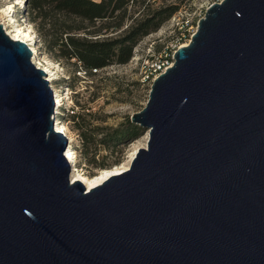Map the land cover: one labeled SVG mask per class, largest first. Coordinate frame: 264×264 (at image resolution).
I'll use <instances>...</instances> for the list:
<instances>
[{
    "label": "water",
    "instance_id": "95a60500",
    "mask_svg": "<svg viewBox=\"0 0 264 264\" xmlns=\"http://www.w3.org/2000/svg\"><path fill=\"white\" fill-rule=\"evenodd\" d=\"M45 74L0 23V264H264V0L206 8L130 116L145 147L90 189Z\"/></svg>",
    "mask_w": 264,
    "mask_h": 264
},
{
    "label": "rangeland",
    "instance_id": "374dc122",
    "mask_svg": "<svg viewBox=\"0 0 264 264\" xmlns=\"http://www.w3.org/2000/svg\"><path fill=\"white\" fill-rule=\"evenodd\" d=\"M201 1H129L127 17L122 27L103 28L101 36L115 37L133 19L158 11L164 14L169 5H176V10L169 18L164 19L156 30L150 31L137 41L127 62L111 63L88 70L75 58L64 57L57 46L47 47V41L45 42L41 31L38 30V24L42 23L43 30L49 33L46 40L60 35L65 40L64 28L73 23L72 18L60 14L53 19V12H48L45 17L43 14L35 16L36 12H32L30 0L23 1L26 2L24 8H21L18 0H0V7L8 2L14 4L15 15L20 23L31 24L36 39L35 46L41 52V57L49 58L55 66L57 78L53 84L60 96L64 97L59 107V115L72 133L75 160L80 163L79 168L83 172L91 175L99 168L118 163L127 158L135 144L147 140L145 128L130 121L131 114L141 110L148 99L152 80L146 78L144 72L158 59L173 62L174 48L176 49L180 42L190 39L196 29L199 12L194 10V4ZM192 16L193 27H190L188 23L190 24ZM49 18L55 21L54 25L48 22ZM105 21L107 20H96L91 26L87 25L89 29L94 30ZM53 30H56L55 36ZM84 33L83 30H75L78 36ZM168 50L173 53L168 54ZM84 150L87 153H84Z\"/></svg>",
    "mask_w": 264,
    "mask_h": 264
},
{
    "label": "trees",
    "instance_id": "16d2710c",
    "mask_svg": "<svg viewBox=\"0 0 264 264\" xmlns=\"http://www.w3.org/2000/svg\"><path fill=\"white\" fill-rule=\"evenodd\" d=\"M129 1L131 0H30V3L32 12H36L35 16L43 14V17H45L48 12H53L54 14L51 17L53 19L60 14L72 18L73 23L64 28L65 40L60 33L58 34L60 37H50L46 40V35L49 33L43 30L42 23L38 24V30L41 31L45 42L47 41V47L57 46L64 57H73L76 61L82 63L86 69L90 70L111 63L127 62L132 56V49L137 41L150 31L156 30L160 23L169 18L176 10V5H169L165 8L164 14L158 11L155 14L150 13L148 16L133 19L115 37L101 36L103 28L113 27L117 29L122 27L127 17ZM96 20L107 21L96 26L94 30L89 29L87 24L91 26L92 22ZM48 22L53 25L55 23L50 18ZM75 30H83L85 33L78 36L75 34ZM55 35L56 30H53V36ZM170 52L171 50H168L167 53ZM84 153H87V151L84 150ZM76 167H80L79 162L76 163Z\"/></svg>",
    "mask_w": 264,
    "mask_h": 264
},
{
    "label": "bare ground",
    "instance_id": "6f19581e",
    "mask_svg": "<svg viewBox=\"0 0 264 264\" xmlns=\"http://www.w3.org/2000/svg\"><path fill=\"white\" fill-rule=\"evenodd\" d=\"M23 1L24 0H18V3H20L21 7L23 6V4L25 5V2ZM15 11L16 10L14 8V4L11 2L2 5L0 7V23L2 24L4 31L12 39L25 42L30 47L32 61L35 63V65L38 68H42L46 73L45 75L53 91V97L55 103L54 106L55 129H57V131L59 132L64 133L68 140V144L65 149V158H67V160L71 162V166H72L70 168V171L72 172L71 178L73 177L74 179H79L85 184L87 189H90L102 183L107 177L127 170L130 165V161L133 158L134 153L137 151V149L141 146L145 147L146 139L144 143L135 144L132 150L129 152L127 158L109 167L99 168L97 171H95L94 174L88 175L85 172H83L79 167L78 168L76 167L75 164L76 154H75V150L72 147L73 136L71 131L69 130V127L59 115V107L60 104L62 103L61 100L64 97L60 96L58 90L55 89L53 84L54 80L57 78V71L54 69L55 66L49 60V58L41 57L40 55L41 52L35 46L36 39H35V35L33 34L31 24L24 22L20 23L17 19V16L15 15ZM188 41L189 39H187L184 42H180L179 46L186 45ZM146 134L145 137H147Z\"/></svg>",
    "mask_w": 264,
    "mask_h": 264
},
{
    "label": "built area",
    "instance_id": "2783aa9c",
    "mask_svg": "<svg viewBox=\"0 0 264 264\" xmlns=\"http://www.w3.org/2000/svg\"><path fill=\"white\" fill-rule=\"evenodd\" d=\"M220 1V0H218ZM214 1H208V0H202L201 2H199L198 4H194L195 8L194 10L195 11H198V15H199V18L197 20H199L203 15H204V12L206 10V8ZM194 18L192 16L191 20H190V24L188 23V25L190 27H193L192 25V22H193ZM184 28V27H183ZM184 29H187V28H184ZM186 31V30H185ZM195 31V30H194ZM193 31V32H194ZM192 32V33H193ZM191 36V35H190ZM180 45V43H179ZM177 44V47L179 46ZM174 51H175V48H174ZM173 51V52H174ZM172 50H171V54L173 53ZM169 53V54H170ZM173 55V54H172ZM173 61V59H172ZM172 64V62H169V60H166V59H158V61L154 62L153 64H151V68H147L144 72V74H146V78H149L151 80H153L160 72H162L166 67L170 66ZM77 163V160H75V164Z\"/></svg>",
    "mask_w": 264,
    "mask_h": 264
}]
</instances>
